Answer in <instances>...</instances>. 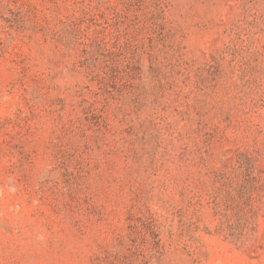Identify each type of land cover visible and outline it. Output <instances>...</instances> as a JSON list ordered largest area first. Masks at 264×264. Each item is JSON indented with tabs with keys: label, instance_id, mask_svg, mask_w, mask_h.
<instances>
[{
	"label": "rangeland",
	"instance_id": "obj_1",
	"mask_svg": "<svg viewBox=\"0 0 264 264\" xmlns=\"http://www.w3.org/2000/svg\"><path fill=\"white\" fill-rule=\"evenodd\" d=\"M0 264H264V0H0Z\"/></svg>",
	"mask_w": 264,
	"mask_h": 264
}]
</instances>
